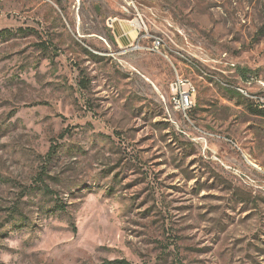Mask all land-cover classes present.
I'll list each match as a JSON object with an SVG mask.
<instances>
[{
  "label": "rangeland",
  "instance_id": "obj_1",
  "mask_svg": "<svg viewBox=\"0 0 264 264\" xmlns=\"http://www.w3.org/2000/svg\"><path fill=\"white\" fill-rule=\"evenodd\" d=\"M131 1L0 0V264H264V0Z\"/></svg>",
  "mask_w": 264,
  "mask_h": 264
},
{
  "label": "built area",
  "instance_id": "obj_2",
  "mask_svg": "<svg viewBox=\"0 0 264 264\" xmlns=\"http://www.w3.org/2000/svg\"><path fill=\"white\" fill-rule=\"evenodd\" d=\"M125 11H128L132 6L131 0H125ZM114 22V21H113ZM260 90L257 93H250L247 89L241 87H229L236 92L240 97H247L253 102V105H264V82H258ZM196 94V89L192 83H187V79L176 75L174 81L170 85L171 102L175 109L181 113L185 118L188 117L189 112L195 107L192 97ZM188 119V118H187Z\"/></svg>",
  "mask_w": 264,
  "mask_h": 264
},
{
  "label": "trees",
  "instance_id": "obj_3",
  "mask_svg": "<svg viewBox=\"0 0 264 264\" xmlns=\"http://www.w3.org/2000/svg\"><path fill=\"white\" fill-rule=\"evenodd\" d=\"M7 33H9L8 31H6V30H4V31H1L0 32V36H6L7 35ZM233 94H236V95H238L236 92H234V91H231ZM254 108H256V109H258L257 107H255L254 105H252ZM192 111V110H191ZM190 111V112H191ZM189 112V113H190ZM56 151H57V149H55L54 150V148L53 149H51L48 153H47V159H50V158H52L53 157V155L56 153ZM44 177H42L41 179H39V182L41 183V184H45L44 183ZM44 189H45V191L46 192H49V189H48V187L47 186H44ZM60 208H61V210H63L64 209V206H60ZM101 264H129L127 261H125V260H114V261H105V262H103V263H101Z\"/></svg>",
  "mask_w": 264,
  "mask_h": 264
},
{
  "label": "bare ground",
  "instance_id": "obj_4",
  "mask_svg": "<svg viewBox=\"0 0 264 264\" xmlns=\"http://www.w3.org/2000/svg\"><path fill=\"white\" fill-rule=\"evenodd\" d=\"M139 24V23H138ZM138 24L136 23V26H138ZM140 26V25H139ZM187 83H190L188 80H187ZM249 99V98H248ZM255 106V105H254ZM261 109H264V105H260L259 106Z\"/></svg>",
  "mask_w": 264,
  "mask_h": 264
}]
</instances>
